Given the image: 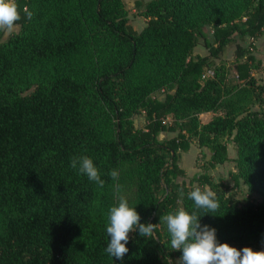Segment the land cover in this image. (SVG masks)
Returning a JSON list of instances; mask_svg holds the SVG:
<instances>
[{"label": "trees", "instance_id": "16d2710c", "mask_svg": "<svg viewBox=\"0 0 264 264\" xmlns=\"http://www.w3.org/2000/svg\"><path fill=\"white\" fill-rule=\"evenodd\" d=\"M16 3L18 30H0V264H174L182 252L159 217L180 209L197 211L218 243L264 247V83L253 76L264 0H151L139 32L124 0ZM200 40L208 54L193 56ZM233 42L234 79L215 63ZM192 140L209 158L188 177L180 162ZM230 143L234 187L241 180L260 202L238 203L207 172L229 161ZM82 155L103 188L70 167ZM197 187L215 193L217 211L195 208ZM118 195L156 224L150 237L129 233L122 260L105 251Z\"/></svg>", "mask_w": 264, "mask_h": 264}, {"label": "clouds", "instance_id": "9594fccd", "mask_svg": "<svg viewBox=\"0 0 264 264\" xmlns=\"http://www.w3.org/2000/svg\"><path fill=\"white\" fill-rule=\"evenodd\" d=\"M24 14L31 20L33 13L24 8ZM21 19L16 0H0V30L11 32L17 21ZM70 167L86 175L90 181L103 188L104 181L100 178L98 169L92 159L86 155L74 156ZM109 176L113 180L119 179V173L113 169ZM116 192L119 194L120 185ZM189 199L194 201L197 210L203 209L215 212L219 208L216 195L211 190L202 191L199 187L192 190ZM118 206H113L108 212V226L106 232L108 240L105 251L111 257L122 260L128 248L129 233L138 230L141 237H150L154 233L156 224L139 223L140 216L127 201L118 195ZM197 211L191 214L183 209L159 217L160 222L166 224L171 236V247L174 251L182 252L180 264H264V251H253L249 247L237 250L227 243H218L216 230L208 225L200 224Z\"/></svg>", "mask_w": 264, "mask_h": 264}, {"label": "rangeland", "instance_id": "374dc122", "mask_svg": "<svg viewBox=\"0 0 264 264\" xmlns=\"http://www.w3.org/2000/svg\"><path fill=\"white\" fill-rule=\"evenodd\" d=\"M151 0H124L126 9L128 11V20L129 24L135 29L137 32L141 31L147 22V18H145L141 12L145 9L146 4ZM18 30V26H14L11 32L7 30L4 31V38H7L12 32H16ZM205 34L207 38L211 41L212 34L211 29L209 27L205 28ZM237 42L243 46H247L250 41L247 39L244 42H240L237 39ZM255 57L261 62V68L259 70L253 71V76L257 80L259 84L264 83V35L258 38L254 43ZM234 42L229 44L226 47V51L224 54L215 61L216 64L225 63L227 65V72L229 73V78L234 79V74L232 67L230 66L231 62L234 60ZM208 51L203 45V41L200 40L198 44L194 47L192 55L193 56H204L207 55ZM209 76L212 73H208ZM164 93L159 92L155 94L153 97L158 100L164 99ZM212 117L211 113H204L200 115V120L203 123L208 122ZM134 125L136 128H141L144 125V114L140 113L134 117ZM176 133H161L158 136L160 141L167 140L168 138L173 137ZM182 161L180 162V166L187 172L188 177L193 176L194 174L203 173L204 170L202 166H204L205 160L209 158V152L207 149L199 150L197 148L196 142L192 140L190 151L181 154ZM228 156L229 161L223 165L217 166L214 170H208L207 172L211 174L213 180L215 182H223L225 186V194L233 199H235L238 203L243 204L247 201L260 202L261 198L256 194L249 193L246 185L240 180L237 187H234L233 181L231 179V174L236 172L235 163L233 159L235 158V150L233 145L230 143L228 145ZM130 237V234H129ZM253 251H264L263 246H259L257 248H251ZM174 264H180L179 259L174 260Z\"/></svg>", "mask_w": 264, "mask_h": 264}, {"label": "crops", "instance_id": "0c3cea01", "mask_svg": "<svg viewBox=\"0 0 264 264\" xmlns=\"http://www.w3.org/2000/svg\"><path fill=\"white\" fill-rule=\"evenodd\" d=\"M162 133H164V132H162ZM167 133V132H166ZM161 134V133H160ZM190 151V150H189ZM187 154V153H186Z\"/></svg>", "mask_w": 264, "mask_h": 264}]
</instances>
